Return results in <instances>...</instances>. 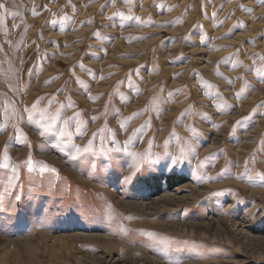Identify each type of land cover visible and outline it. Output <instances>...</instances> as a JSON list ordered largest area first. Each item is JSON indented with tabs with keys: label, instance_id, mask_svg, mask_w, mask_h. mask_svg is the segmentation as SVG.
Listing matches in <instances>:
<instances>
[{
	"label": "rangeland",
	"instance_id": "1",
	"mask_svg": "<svg viewBox=\"0 0 264 264\" xmlns=\"http://www.w3.org/2000/svg\"><path fill=\"white\" fill-rule=\"evenodd\" d=\"M0 3L7 7L0 164L21 165L11 192L3 191L9 172L0 168V236L112 235L121 246L109 252L99 241L76 243L101 264H127L142 250L145 264H169L176 255L183 264H264V0ZM46 110L79 116L83 135H75L74 122L71 143L46 131ZM149 123L142 140L128 145L132 156L115 150ZM120 124L127 132L118 133V145L102 148L96 139L89 153L72 147L83 149L94 133L110 135ZM181 153L174 167L162 162L123 181L140 159L144 166ZM164 196L181 200L166 198L151 214L119 202ZM223 217L217 240L198 234L199 225ZM173 223L196 224V232Z\"/></svg>",
	"mask_w": 264,
	"mask_h": 264
},
{
	"label": "bare ground",
	"instance_id": "2",
	"mask_svg": "<svg viewBox=\"0 0 264 264\" xmlns=\"http://www.w3.org/2000/svg\"><path fill=\"white\" fill-rule=\"evenodd\" d=\"M210 56V55H209ZM167 58V57H166ZM209 58V57H208ZM211 58V56H210ZM206 67V66H205ZM206 69V68H205ZM208 70V69H206ZM208 73V71H207ZM213 76V75H212ZM260 94L262 91L259 90ZM255 130V129H254ZM162 134V133H161ZM249 138V136L247 137ZM245 139L247 140L249 139ZM241 148V147H240ZM211 148L205 149L204 152L209 151ZM56 160V159H55ZM65 165V164H64ZM256 191V190H255ZM260 192V191H258ZM258 192H254L257 194ZM170 199V201L178 202L181 198H176L175 196H164L154 199L150 202H141L137 203L134 201L124 200L120 198L119 202L126 207H134L141 209V212L146 214H151L153 211H156L155 205L158 202H164L165 199ZM162 209L165 208V205L161 207ZM149 212H148V211ZM227 220L225 217L221 218L220 220H210L206 225H199V235L205 238H211L213 240H217L218 236V229H220V225H223ZM173 226H178V228L182 227L183 233L195 234V226L194 225H187L183 223H173ZM214 226V227H213ZM216 233H213L211 237H208L207 231L212 230ZM91 239L93 241H99L103 243L106 247L104 249L108 252L113 247L121 246L119 242H114L112 240V235H101V234H91V235H84V234H71V235H59V236H51L46 231H39L35 240L31 241L28 239H16V240H7L4 237L0 236V260L3 262H8L10 264H66V261L70 258L74 260L77 264H101L100 260L89 256L87 253H84L81 249H78L77 241L79 239ZM230 243L229 240H225ZM124 247V246H123ZM148 256L147 250H142V253H135L132 252L130 258L127 261V264H145L146 258ZM142 258L143 260L139 263H134L133 259ZM146 260H145V259ZM45 260V261H44ZM145 260V261H144ZM62 261V262H61ZM65 261V262H64ZM115 261H118L115 260ZM125 262V260H124ZM150 262V261H149ZM157 264H165L164 261L161 259H157Z\"/></svg>",
	"mask_w": 264,
	"mask_h": 264
},
{
	"label": "snow or ice",
	"instance_id": "3",
	"mask_svg": "<svg viewBox=\"0 0 264 264\" xmlns=\"http://www.w3.org/2000/svg\"><path fill=\"white\" fill-rule=\"evenodd\" d=\"M127 2L131 3L132 0H127ZM0 10H3L2 12H0V21H2L4 18V13L7 12V7L4 3H0ZM32 14L35 15V12H33ZM11 15L14 17L16 15V13H11ZM67 107L68 108L72 107L71 102H69ZM25 111H28V110H25ZM42 116L44 117V123L42 124V127L46 131L52 132V133L58 135L60 138H68V141L70 143L72 141V136H73V133L71 131H69L70 122H74L75 135L77 137L82 136L84 131H85V127L82 126L81 123L79 122V116L69 118V119H62L59 110L57 111V113L55 115H52V116H49L48 111L46 110L44 113H42ZM92 119H93V122H95L96 117H93ZM31 122H32V119H31V117H29L28 123L31 124ZM57 123H62L63 127L57 128L56 127ZM239 123H243V121L238 122V124ZM149 127H150V123L142 126V128L140 130H137V132L134 133L135 139L133 137H129L128 140L125 141L124 145L117 147L115 150L117 152L123 151L126 155L132 156L133 153L129 152L128 145L131 144L134 147L136 144H138L143 138L144 129H148ZM119 132H127V126L125 124H120L119 129L111 132L110 135H103L102 133H99V132L94 133L93 139L90 140L88 142V144L83 149L79 145H76L74 143H72V147L75 149L76 153H89L90 151L93 150V144H94V141L96 139L100 140V145L102 148L105 144L118 145L119 141L116 139V137H117ZM39 135L41 137H43L45 135V132L41 131L39 133ZM108 151H110V150L105 149L106 154ZM166 156H167V159H165L163 161L158 157H150V158H148L147 164L144 166H142L144 164V161L142 159L138 160L135 164L131 165L133 170L130 172V174L128 176H125L123 178V181L126 183H131V181L138 174H141L145 171H153V169L155 167H158L160 165V163H162V162H163L165 167L169 168L170 166L174 167L176 164L180 163L181 160L183 159V153H181V156L178 158H172L170 156V154H166ZM32 164H33V161L31 159V157H29L28 160L26 161L25 167H27L28 170L31 171ZM20 167H21V165H13L11 163L0 164V168L5 169L9 172V176L7 178V181H6L8 187L4 188L3 191L11 192L12 190H14L20 186L19 185V179H20L19 168ZM216 195H219V193H217ZM15 199L19 200L20 196L17 195L15 197ZM183 260H184L183 256L176 255L170 259L169 264H183Z\"/></svg>",
	"mask_w": 264,
	"mask_h": 264
}]
</instances>
